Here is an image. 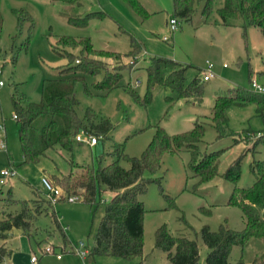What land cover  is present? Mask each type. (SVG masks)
I'll use <instances>...</instances> for the list:
<instances>
[{
    "label": "rangeland",
    "instance_id": "1",
    "mask_svg": "<svg viewBox=\"0 0 264 264\" xmlns=\"http://www.w3.org/2000/svg\"><path fill=\"white\" fill-rule=\"evenodd\" d=\"M135 1L141 12L125 0H75L71 4L48 0H0V63L3 64L0 123L5 141V149H0V170L12 165L16 171L15 176L0 184V213L19 209L18 201L34 197V190L33 203H40L44 193L39 178L45 176L41 168L50 170L55 163L66 172L71 162L73 166L88 165L96 169L99 164L105 165L117 157L115 144L122 145L125 155L139 157L157 126L171 135L189 130L195 120L202 121L204 133L199 148L203 151L222 150L218 156L217 175L208 182L196 184V178L191 177L188 168L190 155L186 150L163 153L153 171H143V177L151 181L144 192L137 195L144 208L141 255L126 259L87 253L84 259L85 264H170L163 252L153 245L154 230L164 223L170 233L196 240L201 264L207 251L199 235L202 225L210 229H215L219 223L236 229L243 226L240 209L227 204L234 185L222 177L224 170L240 157L235 186L246 187L253 181L250 163L264 159V141L258 140L262 137L258 132L264 131V116L255 114L252 103L226 108L230 134L220 138H216L209 119L215 95L226 93L230 87L252 90L250 82L254 81L264 92V36L254 26L245 25L243 28L240 17H229L227 24H223L216 14L221 0H211L205 17L200 13L205 0H200L188 20L173 13L172 0ZM13 10L22 12L19 23ZM92 12L100 13L101 17L90 19L85 27L68 24L62 14L83 17ZM170 17L177 21L173 32H169L167 25ZM62 35L87 37L92 48L120 55L104 60L106 72L120 68L116 84L108 91L92 86L102 78L103 71L85 75L84 83L77 82L74 88L77 115L82 117L87 111L88 122L96 126L105 119L109 128L105 133H98L94 146L74 142L69 152H59L62 157L48 152L49 159H41L38 164L23 163L17 124L11 117V95L16 91L24 94L28 101H38L42 79L52 77V69L66 62L51 48L56 36ZM162 36L168 39L162 40ZM131 40L138 45V51L131 49ZM152 57L168 58L185 66V82L195 75L200 78L209 63L213 76L206 81L200 80V101L192 96L176 98L168 104L164 100L167 92L155 86L149 100L142 102L146 88L145 69ZM129 59L136 60L130 68L127 67ZM136 79L139 83L133 85ZM119 164L128 167L125 160H119ZM110 196L111 192H103L101 201L105 202ZM97 206L92 210L88 203L79 199L57 203L58 222L70 241H62L49 212L40 213L34 219L30 229L32 238L17 236V228L10 230L4 240L6 253L2 264H30L31 252L37 256L36 264H78L77 256L65 250L77 240H82L86 246L92 244L102 210L101 204ZM45 245H50L52 251L61 252L60 257L54 253H41ZM261 250V242L250 239L241 250L234 245L228 260L234 262L241 254L245 264H252V259Z\"/></svg>",
    "mask_w": 264,
    "mask_h": 264
},
{
    "label": "trees",
    "instance_id": "2",
    "mask_svg": "<svg viewBox=\"0 0 264 264\" xmlns=\"http://www.w3.org/2000/svg\"><path fill=\"white\" fill-rule=\"evenodd\" d=\"M71 4L75 0H48ZM137 11H142L135 0H125ZM200 0H172L173 13L188 20L194 12L195 5ZM211 0H205L200 13L206 16L210 9ZM19 23L21 10H13ZM25 14V13H24ZM68 24L85 27L90 19L100 18V13H87L83 17L62 13ZM220 21L227 24L229 17H240L243 28L251 25L264 36V0H221L216 9ZM134 40L130 41L131 49L138 47ZM51 48L54 53L65 58L66 62L54 67L52 77L43 78L40 86L38 101H28L24 94L16 91L11 95V113L17 124V139L20 145L22 162L38 164L41 159H49L48 152L62 157L61 150L69 152L75 141L74 136L79 131L85 135L93 134L99 138V132L105 133L109 124L105 119L96 126L88 122L89 113L80 117L75 111L78 101L74 94L77 82L84 83L85 75H95L104 72L102 78L92 86L108 91L118 78L119 70L105 71L104 60L118 58L116 52L94 49L87 37L74 38L72 36H56ZM77 49V52L73 50ZM136 48L133 52L138 51ZM3 64L0 63V67ZM122 66V65H121ZM131 65L127 64V67ZM185 66L164 57L150 58L146 67V88L144 99L147 102L152 89L159 86L167 95L164 100L171 104L176 98L187 99L198 97L200 101L201 82L195 75L190 81L184 79ZM202 81V80H201ZM85 85V84H84ZM135 99H138L134 95ZM252 103L256 115L264 116V92H256L241 86L230 87L226 93L215 95L210 110V123L216 132V138L230 134L227 129L225 110L231 105H245ZM204 133V123L195 120L192 127L184 132L167 134L157 126L150 141L139 157H129L122 152V145L115 144L116 158L105 165H98L96 169L88 165H72L68 170L53 163L48 170L41 168L45 178L52 187L59 189L62 194L57 202L66 201V197L76 196L79 201L88 203L92 210L102 205L94 234L93 242L88 245L90 254H109L131 259L142 253V214L144 208L137 195L144 192L151 181L143 177V171H153L158 166L163 153L174 154L181 149L190 155L188 168L191 177L196 178V184L212 180L217 175L218 156L222 150L203 151L199 148ZM248 134L251 131H247ZM259 141H264V131ZM255 141L254 143H256ZM119 160L128 162L124 168ZM249 171L253 181L246 187H236L235 183L240 172V157L234 159L224 170L222 177L233 183L227 204L237 206L243 216V226L232 228L225 223H219L215 229L207 225L199 228V235L207 247L202 264H245L241 254L234 262L228 260V254L233 245L240 250L250 239L259 240L262 250L259 257H254L252 264H264V159L252 160ZM111 192V196L102 202L101 194ZM36 197V190L33 192ZM34 197L26 201H18L20 206L16 211L2 210L0 213V264L6 253L4 240L12 228L20 229L27 237L33 227L34 219L40 213H48L51 220L65 241V233L57 219L56 209L41 197L36 204ZM54 229V228H53ZM154 247L165 253L170 264H194L198 262V247L196 240L185 235L170 233L164 223L154 230Z\"/></svg>",
    "mask_w": 264,
    "mask_h": 264
},
{
    "label": "built area",
    "instance_id": "3",
    "mask_svg": "<svg viewBox=\"0 0 264 264\" xmlns=\"http://www.w3.org/2000/svg\"><path fill=\"white\" fill-rule=\"evenodd\" d=\"M168 30L169 32H173L176 30L177 21L174 17H170L168 20ZM167 36H162V40H167ZM136 61V60H135ZM133 59H129L127 61V64L132 65L135 63ZM224 65V64H223ZM211 65L208 63L206 66V69L203 70V73H201L200 79L202 81L208 80L211 76H213V73L210 70ZM0 74H1V67H0ZM139 83V80L136 79L133 81V85H137ZM3 82L0 80V86H2ZM250 86L253 91L256 92H263L262 87L255 83L254 81L250 82ZM12 119L15 118L13 114H11ZM75 141L85 143L88 146H93L96 144L97 138L94 135L88 134L85 135L83 132L79 131L74 136ZM0 149H5V141H4V134H3V125L0 123ZM16 171L12 165L3 168L0 170V184H3L5 180H7L9 177L15 176ZM40 185L42 187L44 198L48 201L49 205L53 209H57V198L62 194V192L54 188L50 185V183L43 177L39 178ZM78 201V198L76 196H69L66 197V202H75ZM66 252H72L74 255L78 258V264H85L84 259L86 254L88 253V246L82 241L77 240L75 242H72V244L65 250ZM41 253H54L56 257H60L61 252H55L52 251V248L50 245H45L42 247ZM37 262V256L35 253L31 252L29 256V263L30 264H36Z\"/></svg>",
    "mask_w": 264,
    "mask_h": 264
},
{
    "label": "crops",
    "instance_id": "4",
    "mask_svg": "<svg viewBox=\"0 0 264 264\" xmlns=\"http://www.w3.org/2000/svg\"><path fill=\"white\" fill-rule=\"evenodd\" d=\"M93 146H94V145H93ZM12 229H14V228H12ZM12 229H11V230H12ZM18 230H19V233L17 234V236H18V235H21V236L24 235V236H25V234H24L20 229H18ZM12 235H13V234H12ZM26 237H27V236H26ZM65 238H66V236H65ZM66 239H67V238H66ZM67 240H69V239H67ZM69 241H70V240H69ZM233 246H234V245H233ZM233 246H232V247H233ZM197 247H198V246H197ZM238 247H239V246H238ZM231 249H232V248H231ZM239 249H240V248H239ZM8 251H10V250H8ZM162 252H163V251H162ZM163 254H164V256H165V253H164V252H163ZM165 257H166V256H165ZM166 259H167V258H166ZM167 260H168V259H167ZM198 262H199V263H198ZM198 262H197V264H200V261H198ZM169 263H170V262H169ZM201 264H202V263H201Z\"/></svg>",
    "mask_w": 264,
    "mask_h": 264
},
{
    "label": "water",
    "instance_id": "5",
    "mask_svg": "<svg viewBox=\"0 0 264 264\" xmlns=\"http://www.w3.org/2000/svg\"><path fill=\"white\" fill-rule=\"evenodd\" d=\"M194 264H197V263H194Z\"/></svg>",
    "mask_w": 264,
    "mask_h": 264
}]
</instances>
